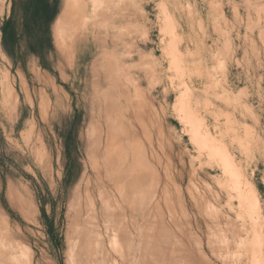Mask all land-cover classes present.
Masks as SVG:
<instances>
[{"label": "rangeland", "instance_id": "1", "mask_svg": "<svg viewBox=\"0 0 264 264\" xmlns=\"http://www.w3.org/2000/svg\"><path fill=\"white\" fill-rule=\"evenodd\" d=\"M44 1L50 17L39 0H0L1 262L79 264L71 233L77 206L68 204L88 172L91 97L109 88L105 79L120 86L130 78L149 115L148 209L156 230L145 257L264 264V0H128L127 22L119 10L116 22L93 20L94 31L87 30L90 0ZM107 207L95 218L93 254L98 264H130L138 245L128 211Z\"/></svg>", "mask_w": 264, "mask_h": 264}, {"label": "bare ground", "instance_id": "2", "mask_svg": "<svg viewBox=\"0 0 264 264\" xmlns=\"http://www.w3.org/2000/svg\"><path fill=\"white\" fill-rule=\"evenodd\" d=\"M86 1H88V0H79L78 2L85 3ZM113 1L114 0H90V2H91V4H90V6H91V8H90L91 15H89V16H91V21H89L90 27H88L87 30L88 29H91V30L94 31V28L96 29V26L95 25L94 26L92 25V21L95 20V19H98L100 17H103V16H109V18L112 17L113 22L114 21L116 22L119 19L118 18V14H117V13H119V10L121 11L120 20L121 21L124 20L125 22H127V20H129L128 18H129V7L130 6H128V0H119V3L117 4V7L116 6H111L112 4L114 5V2ZM120 1H121V5H120ZM114 7H116V9L113 11V8ZM84 10H85V8H84ZM109 11L110 12H113L115 15L114 14H111ZM131 11H132V9H131ZM103 18H105V17H103ZM61 19H60V21L59 20L57 21L58 24H60L62 22ZM106 19H108V18H106ZM87 20H89V19H87ZM65 21L63 19V22L64 23H66ZM98 22H100V21H98ZM106 22H107V20H106ZM96 23H97V21H96ZM114 24H117V23H114ZM69 25H71V24H69ZM108 26H109V24H108ZM68 27H70V26H68ZM111 27L113 28V25H111ZM128 28H129V26H128ZM113 35H115V34H113ZM102 37H103V35H102ZM103 38H102V40L104 41L105 39H103ZM110 39H111V36H110ZM118 40H119V38H118ZM131 41H132V39H131ZM112 50H114V49H112ZM105 51H106V49H105ZM113 54H114V52H113ZM95 57H94L95 60H93L95 62L91 66L92 68L94 67V65H95L96 62H100V60L103 57V55L102 54H99V55H97L96 58ZM118 59H119V57H118ZM101 65L102 64H100V66ZM116 65H117V61H116ZM127 67H126V69H128ZM101 69H102V67H101ZM132 69H135V67L132 66ZM158 70H159V68H158ZM129 72L131 73V71H129ZM129 77H130V75H129ZM129 79L126 80L127 84H124L125 82L124 83L121 82L120 83V86L117 85V81L118 80H116V82L113 83L112 81L110 82L107 79H105V82H108L109 83V88L107 90H104V91L98 90L91 97L92 104L90 106L91 107V111H90V121H89V124H88V127H87V132L84 135V139H83L84 140L83 143H84V147H85V156L87 158V165H88L87 168H88V172L86 170L85 173H84L86 176L85 177L83 176L80 179V181L83 182L82 185L80 184L81 185V189L76 188L71 193V196H70L71 199H70L69 204H68L69 209L70 208L72 209L74 203L77 206V209H76V214L77 215H76V217L74 219V221H75V227L71 229V233L74 234V235L77 234L76 256L79 259V264H98V262L96 261L97 260V257L93 254V251H92V235H93L94 227H95V218H97L96 215L98 213L104 211L107 206H113V205H114V209H120L122 207L123 208H126L127 211H128V215L127 216L130 218V222L134 226L133 234H132V238L131 239H132L133 242H136L135 239H137V242L136 243L138 245V251H137V254L135 253L136 259H132V261H130V264H174L172 262L166 263V261H169L170 260L169 258L168 259H165L164 262H155L151 258L150 254H148L145 257L146 250L144 248V244H145L146 241L151 240V236H154L155 235L154 233H151V229L156 230V224H155V222L154 223L151 222V221H153L151 219L152 218V215L150 216V212H149V211H151V209H148V207L151 205V202L148 201V200L151 199V196L149 194V186L147 185L148 184L147 183V180H148L149 173H150L149 172L150 171V166H148V156H150V155H148L149 152L147 151V148H146L147 147L146 144L148 143V142H146V140L148 139V132H147V126H146V124L148 122L149 115H148L147 109L145 107L146 104L144 102L143 95H141L142 91H140V89L138 87H135L133 85V83L130 84V80L131 79L130 80ZM92 86L96 90L95 83H94V85L92 84ZM125 86H127V87H125ZM185 86H186V84H185ZM117 88H119V89H117ZM145 88H146V86H145ZM111 89H112V91H117V92L112 95L111 94ZM184 89H186V87H184ZM119 91L121 92V94H122L123 97L122 96L119 97ZM114 97L116 98L117 103H119L118 105L122 106L123 112H118L117 110H114V108H116V104H115L116 101H114L115 100ZM160 109H161V107H160ZM126 111H128V113H126ZM159 116H158V113L155 111V117H153V120L151 119L152 126L156 129V131L158 129ZM91 130H92V132H91ZM159 130H160V133H161V129H159ZM208 135H209V133H208ZM157 136H158V134H157ZM214 139H215V137H214ZM216 140L217 139H215V141ZM218 146H220V145H218ZM160 147H161V144H160ZM214 147H217V146H214ZM219 148H221V147H219ZM224 149H226V147H224ZM214 150H215V148H214ZM216 150H217V148H216ZM147 152H148V154H147ZM223 154H224V156L228 155L224 151H223ZM225 158H227V156ZM158 162H160V161L158 160ZM232 166H233V164H232ZM234 168H232V169H234ZM237 172H238V170H237ZM155 175H157V174H155ZM239 193H240V191H239ZM246 194H247V192H246ZM243 195H245V194H242L241 195V193H240L238 195L239 197L240 196L243 197L242 198V199H244V200H242L243 202L245 201V198H246V200H248V198H249L248 201H251L250 203H252V200L253 199L251 200L249 196L247 198V195L245 197ZM238 202H241V201H238ZM238 204H240V203H238ZM158 206H159V203L157 201L154 204V206H153V210L155 212H159V210H158L159 208H157ZM111 208L112 207H110V209ZM211 210H213V209H211ZM217 211H219V210H217ZM213 212H214V214H216L215 213L216 211H213ZM158 216L160 218L161 217V213H159ZM212 216L214 217V215H212ZM216 218H215V220H217ZM218 221H217V223H218ZM227 221H229L228 223H230V225L232 224L230 222V219L227 220ZM144 222H147V224H145ZM251 223L253 224V222H251ZM144 224L148 227L147 229L143 226ZM230 225H228L229 227L227 228V227H225L226 225L224 226V224H223V226L225 228V231H226V228H227V231H229L228 229L231 227ZM246 226L245 227L243 226L244 229L247 228ZM201 227H203V226H201ZM218 227H219V229L220 228L222 229V227H220V225H218ZM251 228H252V226H251ZM217 229L218 228H216V230L214 231L215 233H216V231H218ZM160 230H158V232ZM207 232H209V231H207ZM224 234H225V232H224ZM224 234H223V237H226V236H224ZM229 235H230V233H229ZM258 235H259V233H258ZM217 236H219V235L217 234ZM236 237H238V236H236ZM244 238H245V236H244ZM222 239L225 240L226 238H222ZM257 239H259V237ZM263 239H262V241H263ZM241 240H242V238H241ZM259 240H257V241H259ZM221 241H223V240H221ZM223 242H221V244ZM259 242H261V241H259ZM225 243H226V241H225ZM240 244H241V246H243L242 245L243 243H240ZM258 245H261V243H259ZM262 245H263V243H262ZM185 247L186 246H184V248ZM203 247H205V246H203ZM251 247H253V246H251ZM257 247L258 248L256 249V251H258V253H259L260 252L259 251L260 248H259V246H257ZM226 248H228V247H226ZM247 250H248V247H247ZM230 251H232V249ZM241 251H240V253H241ZM253 251H255V250L253 249ZM217 252L218 251H216L215 253H217ZM219 252H220V250H219ZM228 252H229V250H228ZM235 252H237V250L236 251H233L232 254H234ZM251 252H252V250H251ZM201 253H202V251H201ZM243 253H244V251H243ZM4 254H5V252H4ZM223 254H226L228 256V257H225V258H229L230 257L229 254H227V253H223ZM251 254L254 256L255 253L253 254V252H252ZM198 255L199 256H202L201 254H199V252H198ZM214 255H217V254H214ZM218 255H219V253H218ZM220 255H219V257H220ZM204 257H206V256H204ZM214 257H216V256H214ZM238 257L240 258V256H238ZM242 257H244V256H242ZM1 258H0V263L7 264V261H6V263L1 262ZM221 258L223 260L224 257L221 256ZM239 258H237V262H238V259ZM250 258H252V257H250ZM256 258H259V260L261 262L260 256H258ZM261 258H262V256H261ZM233 259H235V257ZM195 261H196V259H195ZM202 261L204 263H206L204 261V259ZM223 261L227 262L225 259ZM190 262L193 263V264L195 263L194 260H191ZM198 263H199V261H196V264H198ZM258 263H259V261H258ZM175 264H182V263L181 262H178V263H175ZM214 264H216V262Z\"/></svg>", "mask_w": 264, "mask_h": 264}, {"label": "crops", "instance_id": "3", "mask_svg": "<svg viewBox=\"0 0 264 264\" xmlns=\"http://www.w3.org/2000/svg\"><path fill=\"white\" fill-rule=\"evenodd\" d=\"M39 10L42 11L44 14H47V17H50L53 11V7L51 4H46L44 0H39Z\"/></svg>", "mask_w": 264, "mask_h": 264}]
</instances>
